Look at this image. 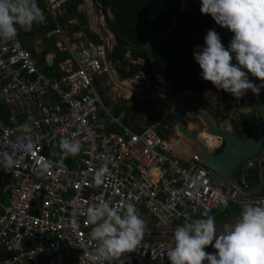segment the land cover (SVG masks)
<instances>
[{"label":"built area","instance_id":"built-area-1","mask_svg":"<svg viewBox=\"0 0 264 264\" xmlns=\"http://www.w3.org/2000/svg\"><path fill=\"white\" fill-rule=\"evenodd\" d=\"M69 1L45 0L44 19L37 24L47 25ZM49 35L60 38L71 53L60 77L40 69L18 31L12 39H0V104L11 112L10 123L0 117V160L3 153L15 154L12 167L0 164V264H88L84 253L97 244L84 212L99 202L118 208L131 202L140 217L152 216L162 229L179 219L204 218L229 201L241 212L245 204L264 200V185L253 194L250 182L253 169L264 174V152L245 161L230 181L208 167L188 139L197 150L184 161L168 154L173 145L155 125L139 123L137 131L127 125L125 111L115 113L104 105L94 80L113 71L110 46L79 47L67 40L61 25ZM44 94L54 98L44 102ZM194 134L204 144L211 140V152L223 145L206 127ZM62 138L80 144L73 166L44 152ZM28 143L31 152L20 146ZM102 166L107 172L96 185L93 178ZM163 235L164 230L145 229L139 249L125 254L123 264H170L167 252L174 242L159 238ZM205 251L215 250L209 245Z\"/></svg>","mask_w":264,"mask_h":264},{"label":"clouds","instance_id":"clouds-1","mask_svg":"<svg viewBox=\"0 0 264 264\" xmlns=\"http://www.w3.org/2000/svg\"><path fill=\"white\" fill-rule=\"evenodd\" d=\"M200 11L233 34L225 46L214 29L207 31L204 45L197 46L193 51L194 60L201 69V78L236 100L248 91L259 95L264 88V0H200ZM43 19L36 0H0V39H12L17 34V26L27 31ZM110 60L112 68H117L116 63ZM137 74L124 78L119 73V76L136 79ZM249 74L258 78L260 83L250 80ZM137 83L142 89L138 80ZM204 95L205 99H215L210 93ZM21 128L26 131L28 125H21ZM20 146L25 151L32 150L31 143ZM205 146L211 149V140H205ZM59 148L63 157L76 156L80 152L79 142L67 138L60 140ZM14 155L3 153L0 164L12 167ZM48 166L46 161L42 168L46 170ZM106 172V166L96 171L93 178L96 185L102 183ZM220 203H225L223 197ZM84 215L85 222L91 225L89 236L97 244L92 252L84 253L88 264H123L121 258L125 254L139 249L145 234V223L133 203L118 208L108 202H99L88 206ZM71 227L76 230L78 225L74 223ZM172 240L174 246L167 252L170 264H264V200L245 204L236 222L231 227L226 226L223 233H217L215 218L206 215L177 227L172 233ZM209 245L214 252L205 251Z\"/></svg>","mask_w":264,"mask_h":264},{"label":"trees","instance_id":"trees-1","mask_svg":"<svg viewBox=\"0 0 264 264\" xmlns=\"http://www.w3.org/2000/svg\"><path fill=\"white\" fill-rule=\"evenodd\" d=\"M36 2L41 11L46 12L45 0H36ZM97 2L100 4V10L105 14L108 29L115 35L116 44L110 53V58L116 63L122 77H131L146 69L153 84L162 91L170 86L178 92L185 90L201 94L213 93L212 90L224 92L216 90L211 82L201 78V69L194 60L193 51L197 46L204 45V36L210 29H214L219 34L225 46L228 45L233 34L229 30L225 32L226 29L217 25L210 15L201 13L200 0H97ZM83 3L84 0H70L61 6V14L57 13L55 18L49 17L47 25L40 26L34 23L27 31L17 26L18 34L24 36L33 32L47 34L58 25L66 27L67 17L75 18L76 16L79 22L74 28L75 31H83L89 40L95 44H102L103 40L100 36L89 29L87 15L79 11V6ZM108 10L111 17L108 16ZM55 39L52 36L48 40L56 54L55 61L51 67L43 69L52 77L59 73V63L69 57L67 51H61L56 47ZM31 51L35 54L34 50ZM48 51L38 56L40 65L45 66L44 58ZM99 93L104 97L101 89ZM262 96L264 99V88ZM246 107L244 101L236 103L216 101L211 104L210 110L219 122L229 119L236 134L240 138H247L251 134V127L247 121V114L243 112ZM148 109L153 110L154 113L145 121L141 111H148ZM117 110L127 111L129 115L125 121L137 131H141L140 121L144 120L146 125H155L162 118V113L152 103L143 100L129 106L121 105ZM10 116L9 108L0 104V117L10 123ZM223 146L217 150V153L223 149ZM44 152L49 159H59L71 166L74 165L73 156L63 157L58 139L45 147ZM262 152H264V145L255 157ZM250 173L251 186L257 188L260 183L259 170L253 169ZM239 214L240 209L229 201L209 215L215 218L216 225H222L238 217ZM199 218L195 217L191 220ZM191 220L185 219L184 222Z\"/></svg>","mask_w":264,"mask_h":264},{"label":"water","instance_id":"water-1","mask_svg":"<svg viewBox=\"0 0 264 264\" xmlns=\"http://www.w3.org/2000/svg\"><path fill=\"white\" fill-rule=\"evenodd\" d=\"M69 30L71 28L69 26ZM115 65V64H114ZM119 75L118 69L115 68ZM139 81L142 89L146 92H151L158 86L149 87L145 85V77L139 73L135 76ZM250 80L259 84L255 77L249 74ZM262 89L259 95H255V100L251 98L248 91L244 98L247 109V121L251 127V134L247 138H240L233 128L219 127L216 122L207 113L198 110L197 107L188 101L177 99L173 105V116L176 121L177 131L184 138L190 140L197 145L201 150L202 159L208 167H210L218 176L226 181H230L236 170L247 160L258 155L264 145V99L262 96ZM229 96H231L229 94ZM257 111L260 112L259 122H255V115ZM188 117L199 118L203 125L207 128V132L211 135L218 136L223 139V149L218 152H211L205 144L195 136V134L187 127L186 120ZM233 183V182H232ZM264 185V174L260 173V183L252 192L257 194Z\"/></svg>","mask_w":264,"mask_h":264},{"label":"crops","instance_id":"crops-1","mask_svg":"<svg viewBox=\"0 0 264 264\" xmlns=\"http://www.w3.org/2000/svg\"><path fill=\"white\" fill-rule=\"evenodd\" d=\"M99 7H100V4L97 2V0H96V2H94V0H84V3L79 6V11H81L83 13L85 12V14H87V17L89 19V28L92 31L96 32L100 36V39L103 40V43L102 44H99V45H105V46L106 45H109L110 46V49H112V47L115 45V42H116L115 35L113 33H111L109 31V29L107 28L106 23H105V14H104L103 11H101L99 9ZM99 11H100V13H99ZM59 13L60 14L62 13L61 10L59 11ZM108 15L111 16V13H110L109 10H108ZM78 20L79 19L76 16H75V18L67 17V19H66V27H63L64 28V31L66 33V36H67V40H69V41H71L73 43H76V45H78L79 47L86 46L89 43H94L91 40H89V38H86L85 39V37H84L85 34H84L83 31H75L74 28L77 25V23L79 22ZM69 26L71 28V31L69 30ZM101 31H103L104 34ZM20 36H22V35H20ZM52 36L56 38L55 39V42H54V44L56 45V47L59 50H61V51H67L69 53V57L65 58L64 60H62L59 63V68H60L59 69V73L57 74V76L55 75V77H58V76L60 77V76H62L65 73V70L64 69L67 66V61L71 57V53H70L69 49L67 48V46L64 43H62L61 39L58 38L56 35H49V31H48L47 34L33 32L32 34H30L28 36H24V41H25L26 47L29 49V51L32 54H33V52L31 50H34V53L35 54H33V56L37 59L38 65H39L40 69L43 71L44 67H51L53 65L54 61H55V58H56V54H55L54 50L51 48L50 43L48 42L49 37H52ZM104 37H108L110 39V42L107 43L105 41V38ZM112 38L115 40L114 43L111 42ZM45 51H48V53H47V55L44 58L45 59V66H43V65H40L39 64V58H38V56L41 55V54H43ZM108 53H109V51H108ZM109 55H110V53L108 54V57H109ZM113 70L116 73L115 69H113ZM107 75H109V74H106L104 76L96 77L95 78L94 81H95V85H96V87H97L98 90L101 89L103 91L104 85H102L100 83V81L102 79H104ZM116 75H117V77L119 79L124 80L117 73H116ZM138 87H139V85H138ZM212 92L217 95V96H215V99H219V98L221 99L222 98V100H224V101H231L232 103H235L236 101H239L240 100V99L239 100H236L232 96L230 97L229 94L226 93V92H216V91H213V90H212ZM250 93L251 92H249V95L251 96ZM183 94H186V95L188 94L190 96L196 95L197 98H199L200 100L202 99V101L204 102L203 105L207 102L206 100H203V96L201 94H198L195 91L186 90L184 92L179 93V96L182 97ZM103 95H104V97L101 96V94H100V96L102 98V101L104 102V105L106 107H108V108H111L115 113H118L119 112V110H117V109L121 105H126V106H129L130 105V103H117V104H113V103H111V100H109L105 96L104 92H103ZM53 98L54 97L52 95L47 94V100L48 99H53ZM251 98L253 99V97H251ZM105 100L107 101V103H106ZM182 100H184V99H182ZM254 100H255V94H254ZM184 101H187V100H184ZM172 102H174V101L171 100V103ZM188 102H190V101H188ZM191 103L195 104L194 102H191ZM210 108H211V105H209V108L208 109L210 110ZM245 109H247V107ZM244 110H243V112L245 113ZM124 111L126 112V118H127V115H129V114L127 113L126 110H124ZM141 113L142 114H146L144 111H142ZM162 116L164 117V115H162ZM260 116H261L260 112L257 111L255 117H258V122L260 120ZM224 122H225V125L226 126L225 127H222V128H232L231 125H230V120L229 119L225 120ZM221 123H223V121ZM198 125H199L198 122L196 120H194V118H193V120H188L187 121V127L191 131H193L194 129L195 130L200 129ZM167 130H168L167 131V134H168V138L167 139H168V141L171 144H173V149L170 152L171 153L170 155L179 156L184 161L185 158L189 157V155H190V153L192 151H196L197 150V149H194L193 148L194 146L191 145L189 143V141H187L186 138H184L182 135H180L177 130H175L173 133H172V131L169 128H167ZM237 218L238 217H236L235 219L237 220ZM232 219H234V218H232ZM180 220H185V219H179L176 222H178ZM186 220H189V219H186ZM3 254H4V251H2V249H0V256L3 255ZM43 264H45V263H43Z\"/></svg>","mask_w":264,"mask_h":264},{"label":"rangeland","instance_id":"rangeland-1","mask_svg":"<svg viewBox=\"0 0 264 264\" xmlns=\"http://www.w3.org/2000/svg\"><path fill=\"white\" fill-rule=\"evenodd\" d=\"M91 3V2H90ZM59 13V12H58ZM85 13V12H84ZM100 13V11H99ZM87 15V14H86ZM88 20V27H89V19L87 17ZM94 27V26H93ZM90 29V28H89ZM228 30L226 29L225 32H227ZM103 34L104 32L101 31ZM19 39L22 43V45L29 50L26 45H25V41H24V35L20 36V34H18ZM110 37V36H109ZM105 41L107 43L110 42V39L108 37H104ZM112 43L115 42V40L112 38L111 40ZM114 69V68H113ZM141 73L143 74V76L145 77V80L147 81V85H154L153 81L150 77V74L148 73V71H146V69H144L143 71H141ZM134 77V76H133ZM100 83L102 85H104L103 88V92L105 94V96L111 100V103L113 104H117V103H137L138 101H146L149 103H152L154 107H156L157 110H159L162 115H164V117H168L171 116V110L168 109L166 110V105H170V108H172L174 102L171 103V100L175 101L178 98H182L184 100L190 101V102H194L195 104L198 105V107L201 108V110L208 112L207 109H204V105H203V101L202 99L200 100L199 98L196 97V95L190 96V95H186L183 94L182 97L179 96V94L176 93V91L174 89H172L170 86H167L165 88V91L162 90H153L152 93H149V95L144 94V92L142 91V89L140 87H138V83L136 79H124L121 80L117 77L116 73L114 72V70L107 75L104 79H102L100 81ZM201 94V93H200ZM251 97H254V94L251 92ZM204 98L205 95L201 94ZM41 99L45 102L47 100V95H42ZM162 99V100H161ZM166 100V101H165ZM222 98L220 99H207V104H211L215 101H221ZM202 105V107H201ZM146 114L145 117H149L152 113H154L153 110L148 109L145 110ZM142 112V111H141ZM149 114H148V113ZM169 112V113H168ZM146 118V119H147ZM145 119V121H146ZM197 119V118H194ZM172 121V120H170ZM255 122H258V117H255ZM139 123L141 124H146L145 122L140 121ZM157 131L163 135L165 138H168V134H167V127L166 125H164V122L162 121V118L160 121H158L155 124ZM221 127H225V122L223 121V123L220 124ZM238 127V125H236ZM197 130H193V132L195 133ZM179 133V132H178ZM239 137V136H238ZM194 149H197L195 146L193 147ZM171 154V153H168ZM141 219H143L144 223H145V229L146 230H152V231H165V235L160 236L159 238L161 239H166V240H172V233L175 231V229L177 227L183 226V224L185 223L184 220L182 221H178L175 222L173 224H171L170 226L166 227V228H162L160 229V227L155 225L154 222V218L152 216H147V214H144ZM190 222V221H189ZM236 222V219H231L230 221H228L225 224H217L216 225V230L217 233H223L226 230V226L231 227V225H233Z\"/></svg>","mask_w":264,"mask_h":264},{"label":"flooded vegetation","instance_id":"flooded-vegetation-1","mask_svg":"<svg viewBox=\"0 0 264 264\" xmlns=\"http://www.w3.org/2000/svg\"><path fill=\"white\" fill-rule=\"evenodd\" d=\"M256 80L257 81H259L258 80V78H256ZM154 86H157V85H154ZM156 90H160V88L158 87V88H156L155 89V91ZM147 94V93H146ZM211 95H213V96H217L215 93L213 94V93H210ZM149 95V94H148ZM162 100V99H161ZM177 100V99H176ZM176 100H175V102H176ZM203 100H207V99H203ZM253 100H254V97H253ZM166 101V100H165ZM221 101H224V100H221ZM239 101H244L245 102V100H244V98H240V100ZM237 102V101H236ZM235 102V103H236ZM212 104V103H211ZM211 104H207V102L204 104V109L206 108L207 109V111L208 112H204V113H207L208 115H210L211 116V118L216 122V124L218 125V126H220V124H221V122H219L218 121V119L216 118V116L211 112V110H209L208 108H209V105H211ZM174 105V104H173ZM196 107H197V109L198 110H201V108L200 107H198V105L197 104H194ZM201 107H202V105H201ZM168 109H170L171 110V116H168V117H163V122H164V125H166V127L167 128H169L171 131H172V133L175 131V130H177V127H176V121H175V118H174V116H173V106H172V109L170 108V105H166V110H168ZM202 111V110H201ZM170 118V119H169ZM193 118H197V117H188L187 118V120H186V123H187V121L188 120H193ZM170 120H172V121H170ZM194 120H196L197 122H198V126H199V128L200 129H202V128H204L205 126L203 125V123H202V121L199 119V118H197V119H194ZM171 122V123H170ZM230 125H231V127L233 128V126H232V123L230 122ZM176 128V129H175ZM234 129V128H233ZM213 139H214V137H213ZM223 145H224V142H223Z\"/></svg>","mask_w":264,"mask_h":264},{"label":"bare ground","instance_id":"bare-ground-1","mask_svg":"<svg viewBox=\"0 0 264 264\" xmlns=\"http://www.w3.org/2000/svg\"><path fill=\"white\" fill-rule=\"evenodd\" d=\"M169 113V112H168ZM170 119V118H169ZM173 122V121H172ZM171 123V122H170ZM188 144V143H187ZM173 145V144H172ZM191 147V146H190Z\"/></svg>","mask_w":264,"mask_h":264}]
</instances>
